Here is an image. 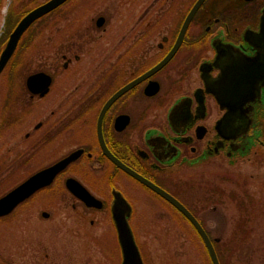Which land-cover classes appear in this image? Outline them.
I'll list each match as a JSON object with an SVG mask.
<instances>
[{
	"label": "flooded vegetation",
	"instance_id": "1",
	"mask_svg": "<svg viewBox=\"0 0 264 264\" xmlns=\"http://www.w3.org/2000/svg\"><path fill=\"white\" fill-rule=\"evenodd\" d=\"M25 1L7 37L25 13L47 0ZM21 41L27 66L15 102L19 114L4 133L23 126L26 155L61 153L42 167L77 153L51 185L61 180L85 208L108 209L114 228L113 190L131 205L129 223L135 211L122 190L130 182L186 220L210 264L187 218L115 160L180 201L214 249L222 240L212 236L219 232L213 217L223 216L216 213L222 197L239 217L247 211L262 216L261 200L236 199L223 186L264 185V0H65L33 21L17 47ZM33 51L36 65L28 58ZM36 72L51 78L43 95L26 84ZM42 103L49 107L38 108L33 122L31 112ZM68 177L102 207L86 206L72 194ZM227 231L233 258L235 220Z\"/></svg>",
	"mask_w": 264,
	"mask_h": 264
},
{
	"label": "rangeland",
	"instance_id": "2",
	"mask_svg": "<svg viewBox=\"0 0 264 264\" xmlns=\"http://www.w3.org/2000/svg\"><path fill=\"white\" fill-rule=\"evenodd\" d=\"M27 5L28 1L25 0H1L0 46L6 40L7 33L17 17L26 10ZM23 48L21 44L18 67L12 72L16 86L15 92L19 95L22 94L24 78L22 68L27 66L26 59L23 58ZM33 52L31 53L33 57L28 56V58L32 59L31 65H36L38 64L37 52ZM5 79V76L0 77V101ZM46 104L35 106V110L31 112L33 122L36 121L38 108L40 110V107H49ZM24 131L23 126L17 125L0 137V165L14 161L10 167H13L10 177L0 188V195L29 173L61 154L39 152L24 165L21 163L24 156H27L22 151L24 146L21 143ZM20 164L22 165L18 168ZM10 168L8 167L2 176H5ZM208 169H212L211 164ZM124 186L126 189L122 190L125 195L131 196L135 208L130 224L146 264H210L196 233L177 211L167 203L153 199L141 191L137 192L130 182H126ZM223 188L225 193L230 192L229 194L236 199H243L245 195L247 198L261 200L262 203L258 211L262 216L252 217L254 223L251 224L255 231L250 232L248 242L246 240L242 243V248L234 253V257L229 259L228 264H264V185L241 184L234 187L223 186ZM193 193L190 198L194 203L196 194ZM221 202L217 205L220 211L216 213L223 216L213 217L219 232L213 233L212 236L226 239L230 235L227 227L233 220L236 223L239 214L228 197H222ZM41 211H46L49 214L48 217L41 216ZM10 215L5 221L0 220V264L120 263L116 233L108 209L85 208L70 196L61 180L36 192ZM230 229L232 230L231 226Z\"/></svg>",
	"mask_w": 264,
	"mask_h": 264
},
{
	"label": "water",
	"instance_id": "3",
	"mask_svg": "<svg viewBox=\"0 0 264 264\" xmlns=\"http://www.w3.org/2000/svg\"><path fill=\"white\" fill-rule=\"evenodd\" d=\"M63 1L65 0H47L33 7L20 18L15 27L9 33V36L6 41L2 44V48L0 51V77L2 76L6 66L8 65L11 57L13 56L19 39L21 38L22 34L26 31V29L31 25L33 21L48 13ZM197 4L198 2L194 5L193 9H191L188 18L185 20L182 32L185 30L189 18L192 14V11L195 9ZM169 57L170 55H167L161 62H159L155 67H153L152 70H155L161 65H163L169 59ZM50 81L51 78L48 74L44 72H36L30 74L27 77L26 84L28 89L32 93H39L40 95H43L48 90ZM76 154L77 153H70L66 157H63L62 159H59L48 166L38 169L37 171L27 176L24 180L10 188L8 191L0 195V217L10 214L20 203L28 199L36 191L50 185L57 173L61 171L68 162L73 160ZM115 162L122 169L136 177L139 181H141L153 191L161 195L168 202H170L177 210H179L190 221V223L194 226L198 234L201 236L212 264H219L216 253L213 249L208 235L206 234L202 226L199 224L197 219L180 201H178L176 198H174L172 195H170L157 185L153 184L152 182L143 178L141 175L132 171L118 160H115ZM65 186L86 206H93L96 208L102 207L101 200L91 195L89 191L75 178L68 177L65 180ZM112 193L113 199L110 204V212L116 231L117 242L120 249V264H144L139 247L135 241L133 231L129 224V218L131 215V205L121 194L120 191L113 190ZM41 215L44 218H47L49 214L46 211H42Z\"/></svg>",
	"mask_w": 264,
	"mask_h": 264
},
{
	"label": "trees",
	"instance_id": "4",
	"mask_svg": "<svg viewBox=\"0 0 264 264\" xmlns=\"http://www.w3.org/2000/svg\"><path fill=\"white\" fill-rule=\"evenodd\" d=\"M21 44L22 41L19 43L16 53L14 54L10 62V67L8 68L7 73L5 75L6 79L4 81L7 83L6 84L7 86L4 85L3 95L0 101V135H3L6 126L9 125L11 121H13L15 118H18V114H19V112L17 113L18 110L15 108V102L17 101V99H19L20 95L15 92L16 86L14 85V80H13L14 77L12 72L14 69L18 67L17 64H18V59L20 57ZM35 155L36 154L34 153H28L27 156L24 158V160L22 161L20 160V161L21 163H24V165L28 164L32 160V158H34ZM13 163L14 161L12 162L10 161L9 163L0 165V188H2L5 185L6 180L10 177L9 174L12 172L11 169H13V167L12 168L10 167L13 165ZM21 165L22 164L18 165V168ZM8 167L10 168V170L7 173H5V176H2L4 175L3 173L6 171ZM10 214L7 216L0 217V220L5 221V219L8 218V216H11ZM252 217H257V216L255 214L253 215L251 211H247L244 215L238 217V220L235 223L237 226V232L233 234L234 236H232V239L234 238V240H236L234 242L236 251L242 248L243 246L242 243H244L243 241H246L247 237L250 234L249 225L251 227L252 226L251 223H254ZM232 250H233V244L229 245V237H227L226 239L223 238L221 242L217 245V247H215V251L217 253L220 264L229 263V258Z\"/></svg>",
	"mask_w": 264,
	"mask_h": 264
}]
</instances>
